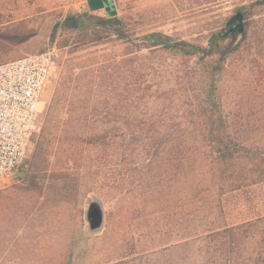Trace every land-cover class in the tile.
<instances>
[{"label": "rangeland", "instance_id": "374dc122", "mask_svg": "<svg viewBox=\"0 0 264 264\" xmlns=\"http://www.w3.org/2000/svg\"><path fill=\"white\" fill-rule=\"evenodd\" d=\"M109 1L106 8L92 11L88 0H0V64L25 55L57 53L36 134L66 63L93 86L88 94L77 87L78 99L88 103L76 105L71 125L105 128L110 123L138 122L106 119V98L116 93L129 95V102L121 107L124 111L137 108L162 115L169 126L199 123L190 114L198 104L187 95L197 93L204 81L194 77L201 75V64L170 51H135L115 43L117 36L109 30L104 31L105 42L75 47L61 29L55 30L70 12L87 14L89 31L100 29L95 19H107L115 10L112 17L131 38L159 32L204 47L239 12L249 36L264 27V0ZM249 45L237 37L236 52L216 79V103L202 106L220 112L237 129L250 127V137L259 141L264 139L256 130L264 127V30L261 39ZM124 59L130 62H119ZM124 78L131 85L108 86ZM84 146L86 152L80 154L78 167L74 165L80 181L77 190L47 188L49 176L43 188L30 189L26 162L33 143L10 182L0 183V264H225L222 245L228 228L264 217V185L256 183L255 173L246 185L242 178L235 181L237 189L222 195L217 207L212 203L216 189L210 190L205 182L200 191L192 189V180L196 184L206 176L191 175L183 159L178 158V171L157 167L172 164L171 153L117 158L105 149L98 153ZM94 164L102 170L94 169ZM151 177L155 185L150 186ZM93 200L102 205L105 218L103 227L91 232L86 213Z\"/></svg>", "mask_w": 264, "mask_h": 264}, {"label": "trees", "instance_id": "16d2710c", "mask_svg": "<svg viewBox=\"0 0 264 264\" xmlns=\"http://www.w3.org/2000/svg\"><path fill=\"white\" fill-rule=\"evenodd\" d=\"M107 15V19H95L94 25L99 26L100 29L89 31L85 26L89 22L86 20L88 15L70 12L57 22L55 30L61 29L67 36L68 43L75 47L103 43L107 39L104 31L109 30L117 36L115 43L133 47L135 51L143 49L170 51L185 59H195L196 63L201 64V70L198 72L201 75L195 73L194 77L200 76L205 82L201 80L198 92L188 94L187 98L198 104V110L190 114L199 123L188 127L169 126L163 122L165 120L161 118L162 115H148L139 112L137 108L124 111L121 107L129 102V95L116 93V96L106 98V119H128L138 122L110 123L106 124L105 128L71 125V121L76 120L74 118L76 105L88 103V100L78 99L77 87H81L83 93L88 94L93 86L82 77L83 74H77L72 64L66 63L56 82L50 105L42 115L40 131L35 135L33 142L32 156L26 162L28 173L26 180L30 189L43 188L46 185L45 179L49 176L52 181L47 184V188L62 187L66 191L71 188L77 190L80 181L73 173L74 165L78 167L80 154L86 152L87 148L84 145L93 147L98 153L105 149L111 152V156L116 154L117 158L148 156L152 152L171 153L175 155L174 162L166 166L161 163L157 167L164 169L169 166L178 171L180 168L177 163L178 158L183 159L191 175L197 173L199 176L201 174L206 176L196 184L192 180V189L196 188L200 191L205 184L210 190L216 189L212 203L217 207L221 205L222 195L237 189L235 181L240 178H242L241 183L243 181L246 185L255 173L256 183L264 185V156L253 154L254 151L264 154V142H262L264 139L252 140L250 127L237 129L220 112L203 109L202 106L216 103V79L227 60L236 52L233 45L237 37L242 36L251 46L261 39L264 27H261L258 33L249 36L246 29L243 33H236L227 26L215 32L209 46L204 47L190 42L176 41L159 32L146 34L141 38H131L118 18L112 17L110 13ZM109 42L106 40V43ZM119 62L130 61L124 59ZM124 79L120 82L111 81L108 86L131 85L126 83L127 78ZM118 89L117 87L114 91ZM142 120L158 122L143 123ZM256 130L264 136V127H258ZM53 159H56V162ZM93 167L97 171L102 170L99 164H94ZM150 171L152 170L148 168L147 172ZM153 180L154 178L151 177L147 184L155 185ZM243 184L241 186H244ZM228 229L230 233L225 236L226 240L222 245L225 264H264V217Z\"/></svg>", "mask_w": 264, "mask_h": 264}, {"label": "built area", "instance_id": "2783aa9c", "mask_svg": "<svg viewBox=\"0 0 264 264\" xmlns=\"http://www.w3.org/2000/svg\"><path fill=\"white\" fill-rule=\"evenodd\" d=\"M55 50L0 64V183L26 161L56 65Z\"/></svg>", "mask_w": 264, "mask_h": 264}, {"label": "water", "instance_id": "95a60500", "mask_svg": "<svg viewBox=\"0 0 264 264\" xmlns=\"http://www.w3.org/2000/svg\"><path fill=\"white\" fill-rule=\"evenodd\" d=\"M109 2V0H88V4L93 10L106 8V4ZM107 9L111 10L110 7H108ZM111 14L112 16L116 15V11H112ZM227 25L228 27H230V30L232 32L243 33L245 29L243 14L239 12L234 15ZM86 217L91 232L100 230L103 227L105 218L102 205L98 201L94 200L89 202Z\"/></svg>", "mask_w": 264, "mask_h": 264}]
</instances>
